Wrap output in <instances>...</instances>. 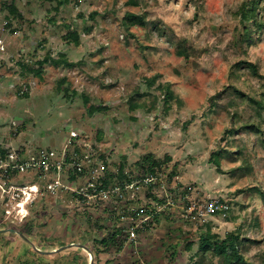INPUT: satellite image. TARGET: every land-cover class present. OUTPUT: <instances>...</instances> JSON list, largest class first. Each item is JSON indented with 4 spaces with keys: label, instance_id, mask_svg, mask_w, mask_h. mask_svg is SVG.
Returning <instances> with one entry per match:
<instances>
[{
    "label": "rangeland",
    "instance_id": "1",
    "mask_svg": "<svg viewBox=\"0 0 264 264\" xmlns=\"http://www.w3.org/2000/svg\"><path fill=\"white\" fill-rule=\"evenodd\" d=\"M250 1L0 0V153L46 149L62 160L76 152L83 172L68 171L65 184L90 194V181H106L123 195L84 200L41 189L22 221L0 216V264H89L81 248L40 253L16 232L42 251L89 245L93 264H196L207 230L248 239L241 243L245 258L264 264V110L249 101L263 99L264 0H253L262 23L246 36L238 10ZM75 31L78 45L64 38ZM184 38L196 50L189 57L177 55ZM61 54L76 65L46 63L39 76L28 69ZM240 60L256 64L259 74L237 70ZM166 84L176 100L164 101ZM84 96L103 110L88 115ZM131 98L140 107L131 110ZM247 123L260 132L233 130ZM148 155L161 163L163 189L144 182ZM211 199L225 201L228 212H185L186 203ZM151 207L156 220L141 227L134 212ZM133 224L138 231L131 240L128 229L121 249L99 243ZM197 264L222 263L207 254Z\"/></svg>",
    "mask_w": 264,
    "mask_h": 264
},
{
    "label": "built area",
    "instance_id": "2",
    "mask_svg": "<svg viewBox=\"0 0 264 264\" xmlns=\"http://www.w3.org/2000/svg\"><path fill=\"white\" fill-rule=\"evenodd\" d=\"M5 43L0 34V53L5 51ZM68 171L76 175L83 172L82 162L76 152H71L62 160H55L46 149H40L32 155H24L20 151L8 148L3 154L0 153V216L6 219L22 221L28 216V206L33 203L45 189L51 193L61 190L72 191L84 200L100 197L108 199L111 195L122 198L121 187H102L96 181L89 182L87 191L84 188H72L65 184ZM92 174V173H91ZM22 175L26 180L19 181L17 177ZM90 175V173H89ZM94 176L90 175V179ZM156 181L154 176H148L144 182L153 183ZM164 185L159 184L158 188L163 189ZM168 202V200H167ZM157 204V202H156ZM229 206L220 199H211L203 204H187L185 212L195 216L203 215H225ZM124 218V217H121ZM145 219L139 220L142 223ZM137 225L129 227V237L133 240Z\"/></svg>",
    "mask_w": 264,
    "mask_h": 264
},
{
    "label": "trees",
    "instance_id": "3",
    "mask_svg": "<svg viewBox=\"0 0 264 264\" xmlns=\"http://www.w3.org/2000/svg\"><path fill=\"white\" fill-rule=\"evenodd\" d=\"M48 1H50V2L56 1L58 3V5H61V3L67 2L68 0H48ZM7 8L10 10V12L13 15H17L21 19V16L19 15L17 8L15 7L14 4L9 5ZM258 8H259L258 4L255 3V1H253V0L250 2H243L239 7L238 14H239L241 21L243 23V31L246 32V36L250 35V33L252 32L251 31L252 26H256V28L261 27L262 22L258 19ZM133 17L136 18L138 20V22H142V19L140 17H138L137 15H134L132 13H128L126 16V18H133ZM78 36H79L78 33L75 31V32L68 33L64 38L70 42H73L75 45H78L79 44V37ZM195 51H196L195 48L192 47L190 42L184 38V39H182V47H180L177 50V55L183 56V57H189V55L190 54L193 55L195 53ZM46 63H50V64L55 65V66L63 65L66 68H73L76 65V63L68 61L65 58V56L63 54H61L58 59H54L52 57L46 56L42 60L37 61L36 63H29L28 69L30 70V72H34V74L39 76L40 75V68ZM35 66H38V68L35 69ZM235 67L239 71L243 68H247L248 69L247 73L250 74L251 76H255V75L259 74L258 73L259 70H258L257 65L250 62V61L240 60L235 64ZM64 80L65 79H62V81H64ZM164 86H165L164 87L165 88L164 101L168 102V101L173 100V99L176 100V97H175L173 91L170 89V86L168 84H166ZM238 92L240 94H242L241 91H238ZM135 94H137V93H135ZM23 97H27V93H24ZM262 97H263V99H260V100L254 98V97H251V98H249V101L253 104H256L259 109L264 110V91L262 92ZM129 103H130V109L131 110H134V109H137L138 107H140V105L138 103L134 102V98H131L129 100ZM84 105H85V109H86L87 114L90 116H92L96 112L103 110V108L93 105L87 96H84ZM241 129H247V130H250V131L255 132V133L260 132L259 126L255 125L254 123H247V124H244L243 126H241L239 129H233V130L237 132ZM262 144L264 147V142H262ZM143 160L146 162V164L143 163L141 168L144 169V171L148 174L143 179H146L150 175L154 176L156 178V185L159 186V184H160L159 170L161 167L160 161L157 159H152L149 155L144 157ZM72 174L76 175L73 172H72ZM79 174H81V173H79ZM126 178H127V182L132 180V179H129L128 176H126ZM147 184H152V183H147ZM101 186L105 187V188L111 187L110 185H108V183L106 181L103 182ZM80 199H83V198L80 197ZM154 199L156 200L157 203L162 204V205L167 203V199L164 197H162V198L154 197ZM220 200L223 201L222 199H220ZM262 201L264 203V194L263 193H262ZM187 204L188 203H186V205ZM155 212H156V208L151 207L148 210L137 209V210H135L134 215H135L136 219L138 218L139 215H140L139 217H149L150 218L151 216H154ZM121 216H123V215H121ZM124 216H129V213H126ZM154 218H156V217H154ZM149 224H151V221L142 222L141 227H145V226L149 227ZM128 229H129V227L116 228L112 232L108 233L106 236L102 237L99 240V243L105 247L115 246V247H118V249H121L122 245L127 240ZM136 230L138 231V229H136ZM124 234H126V235H124ZM24 235H26V234H24ZM199 239H200V245H199V247H200L199 252L200 253L198 254V256H199L198 261L204 259L207 254H210L211 256L217 257L222 264H253L245 258V255H244L243 251L241 250V243H243V241H247L248 239H241L238 235H234V234H228L225 238H219L217 235L211 234V232L209 230H207L204 233V235H200ZM190 244H191V241L188 240L187 241L188 247L190 246ZM75 249H78V248H75ZM89 249L91 250V252L94 255L95 254L94 249L90 248V247H89ZM79 252H81V254L83 256H86L84 251L79 250ZM58 254H60V253H58ZM198 261L196 262V264L198 263Z\"/></svg>",
    "mask_w": 264,
    "mask_h": 264
},
{
    "label": "water",
    "instance_id": "4",
    "mask_svg": "<svg viewBox=\"0 0 264 264\" xmlns=\"http://www.w3.org/2000/svg\"><path fill=\"white\" fill-rule=\"evenodd\" d=\"M1 232V231H0ZM16 234H18L24 241H26L35 251L37 252H40V253H50V252H55V253H58V252H61L65 249H68V248H81L87 255H88V258H89V264H93V253L91 252V250L85 246V245H82V244H78V243H71L69 245H65V246H62L60 248H57L56 250L54 251H42L40 249H38L26 236H24L22 233H19V232H16Z\"/></svg>",
    "mask_w": 264,
    "mask_h": 264
},
{
    "label": "crops",
    "instance_id": "5",
    "mask_svg": "<svg viewBox=\"0 0 264 264\" xmlns=\"http://www.w3.org/2000/svg\"><path fill=\"white\" fill-rule=\"evenodd\" d=\"M137 219H139V220H141V219H145L143 222H147V221H151V224H149V227H151V225H152V223H153V221L151 220V219H155L156 220V218H149V217H140V218H137ZM146 227V226H145ZM88 247H90L89 245H88ZM91 248V247H90Z\"/></svg>",
    "mask_w": 264,
    "mask_h": 264
}]
</instances>
